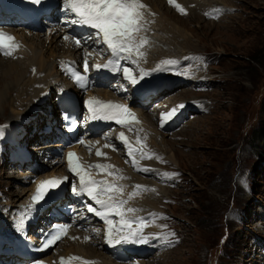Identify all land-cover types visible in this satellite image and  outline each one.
I'll return each mask as SVG.
<instances>
[{"label":"rangeland","instance_id":"1","mask_svg":"<svg viewBox=\"0 0 264 264\" xmlns=\"http://www.w3.org/2000/svg\"><path fill=\"white\" fill-rule=\"evenodd\" d=\"M208 1L215 6L201 10L186 2L177 21L170 19V24L180 29L183 37L176 43H170L162 35L157 37L155 48L160 50L164 46L176 59L183 55L185 60H179L183 62L180 70L188 68L197 80L190 78L191 81L178 87L175 86L178 83L173 84L170 91L175 90L174 95L145 110L147 115L154 110L167 112L171 104L187 102L176 110L181 121L173 131L165 132L163 127V136L151 134L146 141L150 149L163 153V157L166 153L168 159L152 166L159 180L136 175L140 182L146 179L156 188L153 192L145 190L147 197L143 201L131 203L133 207L138 204L141 213L153 212L149 223L155 224L159 233L151 235L150 244L161 248L151 256L130 258L123 264H264V0ZM163 8L171 15L175 12ZM51 33L49 27L33 35H39L42 40L50 38ZM148 55L147 58H155L151 53ZM51 90L45 94L41 112L56 92ZM187 90L189 93L185 94ZM170 91L166 89V94L159 98ZM153 106L157 107L153 109ZM50 112L56 119L59 111ZM9 113L3 116L0 110V131L5 128ZM43 123L27 121L25 124L32 127L23 129L22 140L30 143L32 138L36 139L27 148L36 163L47 167L52 157L45 161L48 155L44 153L49 152L50 156L54 147L40 150L45 144V137L43 140L40 137L47 124ZM12 149L6 141L0 142V204L5 206V212L13 211L19 204L14 200L31 186L23 180L26 172L21 173L4 160ZM126 158L122 157V161H127ZM164 163L166 167L162 166ZM39 174L41 171L36 169V175ZM117 186L114 183L112 189ZM120 192L123 196L125 191ZM156 194L163 196L162 202L152 200L157 198ZM136 199L139 197L135 196ZM128 200L125 205L129 204ZM0 212V223L12 222L9 211ZM103 224L96 228L100 234L106 229ZM74 239L70 238L68 245L59 248L54 260L70 248L84 250ZM93 239L86 240L93 249L91 252L107 262L103 256L107 254L99 253L100 248L96 250L98 242Z\"/></svg>","mask_w":264,"mask_h":264},{"label":"bare ground","instance_id":"2","mask_svg":"<svg viewBox=\"0 0 264 264\" xmlns=\"http://www.w3.org/2000/svg\"><path fill=\"white\" fill-rule=\"evenodd\" d=\"M139 2L146 5V8L141 9V12L143 13V19L140 21V30L135 32L133 35L132 46H134L135 51L132 53L131 59L135 60L141 68L137 67L132 73H130L128 78H125L124 73H121L119 79H124V81H126L130 85L131 88L129 91H135V93L140 94L137 96V98L141 100L143 99V97H145L146 101L148 100L149 102H151L152 98H155L157 96L155 98L157 100L160 96L166 94V89L168 91L172 90L174 88L172 85L178 83L179 81V78L177 77L178 75L184 74V78H188L190 76L196 78V76H193L188 68L185 67V69L182 68V70H180V65L183 62H179V60L184 59L183 55L176 59L173 57L174 54L166 50V48L163 49L164 46H162V49L160 50L155 48L157 37H160V35H162L165 40H168L170 43H176L177 40L182 37L181 30L177 27H173L169 21L170 19L173 21H177V15L179 14V12H182L180 8H185L184 5H187L186 2L201 10H204V8L208 10V8H211L212 6L214 7L215 5H213V2H209L208 0H172L171 3L169 2V0H139ZM176 5H179L180 7L178 8L176 7ZM163 7H166L171 12H175H173V15H171V13H168V11L166 12ZM65 16L67 15L65 14ZM52 21L56 28H51L52 33L50 38L46 37L42 40L40 39L39 35H33L35 34V32H38L37 30H34L31 27H27L26 25H22L21 23L14 24L13 26L10 25L8 29L4 30L14 33V45H16V47H12L7 50L11 52V55L0 53V110L2 111L3 116L5 115V112L9 113L11 111V113H9V119L5 120V122H7L8 124L6 123L4 130L0 131V142L9 141L8 143L16 144V137L19 134L23 135V129H25L24 131H26V129H31L32 126L30 124H25L31 119H33V122H35L36 125H39L41 122L47 121L49 126H57L58 120L55 119L54 115L51 119L49 118V116L44 117V114L50 111V108L51 110L56 109L57 111H59L60 106H58L57 102H54V98L57 97V93L60 92V90H64L65 87V85L61 83L63 79L59 76L61 70L55 68L56 64L64 61L71 62L72 60H74V62L76 63H79L80 59V63L84 65L85 58H87L88 65L91 67L96 60H102L110 54V50L107 48L106 44L105 46L107 49V53L105 55L100 54L99 48L97 46L96 48L98 49L95 48V43L97 41H101L103 43L101 37L93 34L91 35V37L93 38V43H89L85 46H83L81 42L76 44V40L74 39V37L72 39L68 38L67 40L64 38L65 36H67L64 35V33L69 34V31L61 25L57 18V15L52 18ZM168 24H170L172 27ZM71 25L75 26V24L72 23ZM49 27L50 26L46 28ZM15 28L17 29L15 30ZM28 35H30L29 38ZM22 36H26L27 39H22ZM51 41H54L52 45L49 44L51 43ZM91 50L93 53L92 56H94L92 59ZM150 53L154 55L155 58H147L149 56L148 54ZM180 53L182 54V52ZM81 56H83L82 60ZM169 64L173 66L174 69L171 66H167ZM120 68H122V66H120ZM168 69L173 70H171L170 72L168 71ZM141 73H143L142 78ZM90 75L95 80H99L95 73L90 72ZM131 77H135L139 82L137 84H132ZM102 81L105 80L102 79ZM3 82H6V84H4ZM113 85H116V82ZM96 86H98L99 88L94 86V88H89L85 92L84 100H87L88 98L95 99L100 97L112 104L119 105H124L123 102H121L124 101L128 104L127 108L134 115L138 123H134L131 130L127 126L115 125V127L120 128V130H117V132L112 136H108V132L105 134L107 135L105 137L101 135H92V133L86 127H84L83 131L80 133V145H82L83 148H80L77 144H75L71 150L73 151L75 157L80 162L83 168H85L84 166L91 167L92 176L96 178L98 176L103 177V186L106 189V192L105 195L101 198L106 199L107 201L109 196H111L113 197V201L110 202L114 203H119L120 201L125 202L127 201V199H129V204H123V206L120 208V211L124 212L125 218L129 220H147L148 223L146 225L138 223L132 224V230L134 232L142 231V235L145 237V239H147L148 237H153L151 235H155V233L158 234L159 232L157 228H155V224H151L152 222L149 223V220L152 216L148 213H141V209L138 207L139 205L137 204L138 206L135 205L133 207L131 206V203H137V200L143 201L144 197H147L145 190L153 192L156 187H153L152 184H150L146 179H143V181L140 182V178H138L136 175L140 173L145 177L152 176L156 177V180H159L160 176L158 177V172L155 173V169L152 168V166L156 165V163L160 160L163 163L164 159L167 158V154L165 153V157H163V153L159 154L157 151H153L148 147L146 141H148V138H151L152 135H164V133L161 132L163 130L164 122H169L174 118L171 123H178V119H180V116H175L176 112L171 117L165 119L163 123L162 114L168 113L173 109L177 110L179 106L187 102L185 101L184 103L178 105H174V103L172 105L170 102L171 107L167 108V112L159 113L158 110H154L151 115H147L145 113V109H139L138 111L136 107L137 102L135 101V99L131 97L129 98V91H121L118 93L115 90L114 92H111L109 94L102 87L104 86L103 82H97ZM101 88H103V90ZM51 89H54L56 92L52 93L49 102H47V104L44 106L46 107L45 111L41 112V106L46 99L45 94L48 93L49 90L52 91ZM71 93L70 94L73 97L72 100L74 102H78V100L83 99L79 92L71 90ZM184 93L188 94L189 91L187 90ZM166 104L169 105L168 102ZM12 114L16 115L13 117ZM50 114H52V112H50ZM153 118L155 119L154 121L152 120ZM58 131L63 135V137H66L63 141H58L59 146H61L60 148L65 149V145L70 144L71 142L61 128H58ZM121 133L124 134L123 139H121L120 137ZM40 137L44 136L41 135ZM81 141H83V143H81ZM113 144L120 146L124 144V147L127 148V150L124 151V155L128 158V160H131L133 164H126L125 162H123L122 157L118 154ZM52 147L55 146L51 144H43V146H40V150L48 151L47 149H50ZM97 152H99L100 155H97ZM44 154L49 155L50 153L47 152ZM16 163H21V160L18 159ZM53 164L55 165L51 166V162H49V164L47 165L49 171L46 173L52 174L55 171L60 170V167L56 166L58 165L56 164V162ZM97 165H101L103 167L97 168L95 167ZM162 166L166 167L165 163L162 164ZM28 175L30 177L29 183H31V186L23 190L22 193L19 194L14 200H17V202H19L20 204L15 212L16 218L14 220L16 222V225H18L24 232L27 233L33 231L34 228L37 229L39 226H43L38 223V215L43 216L47 211L45 204L44 206H28L27 198L30 195V191L33 190L34 184L38 185L39 180L43 178L41 174L36 175V168H33ZM113 175H117L115 179L112 178ZM69 179L70 181H72V179L79 180V178L76 176H69ZM131 182L133 183L129 184ZM114 183L118 184L117 188L112 189L111 187V189H109L108 186H113ZM125 184L129 185V187L125 188ZM148 187H153V189H147ZM120 191H125L123 192V196L125 197L122 196ZM135 196L139 197V199H136V201ZM155 196H157V198H152V200H158V202L155 201L154 204L156 202H162V195L156 194ZM14 204H16V202ZM91 205L99 208V205H96L94 202L91 203ZM4 207V205L2 206L0 204V211L2 208L4 209ZM127 209H135L136 211L129 213ZM57 214L58 212L56 213V211L54 210L51 213L49 219L54 218ZM151 214H153V212ZM92 215L94 217L95 214L92 213ZM95 217L97 218L98 224L104 223L103 220H101L96 215ZM116 220L118 221L119 217H116ZM103 225L107 227L105 224ZM145 227L149 230L145 231ZM94 231L95 238L101 242V246L105 249V254L107 255H104L102 253L104 251L97 250V248L96 250L99 251V253H102L103 256L107 257V262H104L103 259L97 258V256L95 257V255L92 253L93 249L88 246V243H86V240L84 239L85 237H88V234ZM127 232L128 229H125L122 235H127ZM88 234L85 232L72 230V235H74L75 238L74 243L81 245L84 250H80V252V248H70L65 251L64 254L60 255L57 260L52 259L51 254L48 256L47 260L51 264H88V262H91V264H115V262H113V259H115L116 261L122 260L124 262V258L126 257H144L156 249L154 246H152L151 249L149 244L146 243L126 242L120 243L119 245L109 244L106 241V229H103V234H100L96 231V229L93 228L90 232H88ZM72 235L67 234L68 238H71ZM68 238H65L66 240L57 247V250L64 245H68ZM3 243L4 241L0 240V245ZM9 243L12 244L11 242ZM9 247L10 246L8 244L7 248ZM56 252L57 251H55L54 253ZM74 257L79 259H73ZM1 259H3V255H0V260Z\"/></svg>","mask_w":264,"mask_h":264},{"label":"snow or ice","instance_id":"3","mask_svg":"<svg viewBox=\"0 0 264 264\" xmlns=\"http://www.w3.org/2000/svg\"><path fill=\"white\" fill-rule=\"evenodd\" d=\"M34 3H40V0H33ZM171 3L172 0H169ZM176 7H180L176 5ZM146 8V5L140 3L139 0H69L68 9L75 13L77 19L75 23L90 26L96 29L97 32L94 35L101 37L103 43L107 45V48L111 51L113 59L109 60L107 64L101 66L95 65V68L99 70L101 67L110 70L119 71L117 61L123 57L128 59L135 51L132 46L133 35L140 30V21L143 19V13L141 9ZM66 40L69 38L64 37ZM14 38L11 36L5 37L3 33H0V48L2 47H16L13 43ZM146 42V41H145ZM77 43H80L77 41ZM5 55H11L10 51H6ZM84 71L87 72L89 65L87 58L84 61ZM125 78L130 75L128 68H123ZM143 73H141V78ZM81 77L77 76V81ZM139 81L135 77H131V83L137 84ZM96 105V106H94ZM89 111L93 113V119H105L114 120L115 123L121 126H127L130 130L134 123H138L134 115L129 111L127 106L119 104H102L99 102L89 101ZM175 109L168 113L162 114V123L168 117H171L175 113ZM69 119V117H67ZM123 133L120 134L123 139ZM83 143V141H81ZM107 146V145H106ZM131 154V152H130ZM97 155H100L97 152ZM143 155V154H141ZM74 153H68V166L69 170L79 178V194H86L99 208L92 205H86L87 211L94 213L97 217L103 220L106 227V241L109 244L120 243H146L147 240L142 235V231H133L132 224H144L148 223L147 220H129L125 218L124 212L120 211L124 201L119 203L110 202L113 201V197L109 196L108 200H104L101 197L105 195L106 189L104 188V182H98L87 178L86 173L82 170L78 163H74ZM97 168L103 166L97 165ZM146 171V170H145ZM60 180H50L42 183L37 190V195L33 197V202L43 201L48 193L44 192L45 187H58ZM111 185L108 186L111 189ZM139 187V186H137ZM73 191L76 192V186H73ZM129 213L136 211L135 209H127ZM119 217V220H116ZM68 226L63 224H57L51 228L46 238L41 243V250L49 246H54L57 241L63 239V234H66ZM125 229H128L127 235H122ZM99 232V229H96ZM88 240L89 237H85ZM79 259V258H73ZM91 264V262H88Z\"/></svg>","mask_w":264,"mask_h":264}]
</instances>
